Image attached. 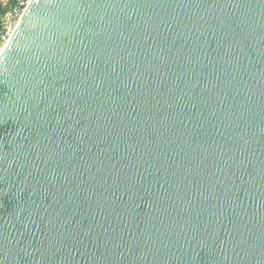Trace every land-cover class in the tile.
Listing matches in <instances>:
<instances>
[{
    "label": "water",
    "instance_id": "95a60500",
    "mask_svg": "<svg viewBox=\"0 0 264 264\" xmlns=\"http://www.w3.org/2000/svg\"><path fill=\"white\" fill-rule=\"evenodd\" d=\"M0 264H264V0H32Z\"/></svg>",
    "mask_w": 264,
    "mask_h": 264
},
{
    "label": "built area",
    "instance_id": "2783aa9c",
    "mask_svg": "<svg viewBox=\"0 0 264 264\" xmlns=\"http://www.w3.org/2000/svg\"><path fill=\"white\" fill-rule=\"evenodd\" d=\"M16 2H17L16 13L15 14L8 13L3 20L4 26L0 35V39L4 41L5 45L11 39L22 15L26 11L32 0H16Z\"/></svg>",
    "mask_w": 264,
    "mask_h": 264
},
{
    "label": "rangeland",
    "instance_id": "374dc122",
    "mask_svg": "<svg viewBox=\"0 0 264 264\" xmlns=\"http://www.w3.org/2000/svg\"><path fill=\"white\" fill-rule=\"evenodd\" d=\"M0 5L2 6L5 12L4 16L2 17V22L0 26V35H1L3 26H4L3 20L8 13H12V14L16 13L17 2L16 0H0ZM4 45H5L4 41L0 39V54L2 53V50L4 49Z\"/></svg>",
    "mask_w": 264,
    "mask_h": 264
},
{
    "label": "trees",
    "instance_id": "16d2710c",
    "mask_svg": "<svg viewBox=\"0 0 264 264\" xmlns=\"http://www.w3.org/2000/svg\"><path fill=\"white\" fill-rule=\"evenodd\" d=\"M4 9L2 8V6L0 5V26H1V22H2V17L4 16Z\"/></svg>",
    "mask_w": 264,
    "mask_h": 264
},
{
    "label": "bare ground",
    "instance_id": "6f19581e",
    "mask_svg": "<svg viewBox=\"0 0 264 264\" xmlns=\"http://www.w3.org/2000/svg\"><path fill=\"white\" fill-rule=\"evenodd\" d=\"M5 47V46H4Z\"/></svg>",
    "mask_w": 264,
    "mask_h": 264
}]
</instances>
